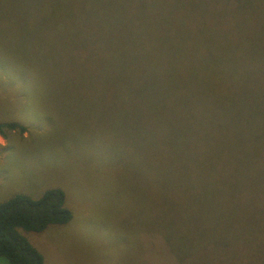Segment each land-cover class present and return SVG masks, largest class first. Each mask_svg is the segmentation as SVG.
Instances as JSON below:
<instances>
[{
  "label": "rangeland",
  "instance_id": "374dc122",
  "mask_svg": "<svg viewBox=\"0 0 264 264\" xmlns=\"http://www.w3.org/2000/svg\"><path fill=\"white\" fill-rule=\"evenodd\" d=\"M112 1L0 6V123L25 128L0 129V201L63 190L68 222L21 231L43 264H175L179 242L184 264H264V0L171 2L158 29L215 81L210 100L194 87L187 105L166 85L173 60L159 77L128 71L131 81L107 87L119 65L107 68V43L85 42ZM46 13L56 21L69 14L64 29L80 31L43 43ZM206 26L215 41L192 43ZM193 100L201 103L196 121L187 113ZM163 103L179 113L163 116L181 148L159 154L155 109Z\"/></svg>",
  "mask_w": 264,
  "mask_h": 264
},
{
  "label": "trees",
  "instance_id": "16d2710c",
  "mask_svg": "<svg viewBox=\"0 0 264 264\" xmlns=\"http://www.w3.org/2000/svg\"><path fill=\"white\" fill-rule=\"evenodd\" d=\"M172 1L113 0L110 5L113 9L110 12L100 11L94 15L95 21L92 23V29L88 31L90 33L88 38L93 40L85 43H107V68L112 71L116 69V65L120 68V72L118 70L115 74H109L108 71L107 87L111 88L112 81L120 77L131 81V74L140 79H147L151 76L159 77L158 70L161 71L162 67L163 72L165 62L173 60L171 66L173 73L167 71L166 85L173 92H177V95L179 94L180 100L175 97L173 98L175 102L181 104L180 101L183 100L187 105V98L185 99L184 96L188 95L190 89L194 87H196L198 97H203L205 102L212 98L215 81L211 75L204 73L199 62L191 57L193 52H189L182 43H177L169 29H158L163 24L161 16L166 14ZM4 2L5 0H0V6ZM12 9L18 11L16 7ZM24 12L25 10H20L22 16L26 15ZM62 17L63 20L59 18L56 21L54 15L50 13L44 15L45 24H49V29L46 28L45 33L41 34L43 43H58L60 38L67 37L66 33L71 34L73 30L80 31L73 24L64 29V21L70 15L65 14ZM41 20L40 17L37 18V21L41 22ZM153 21H155L154 26L151 25ZM95 24L100 25L99 28L95 27ZM210 28L206 26L203 36L200 34L197 36L200 40L195 38L192 43H197V41L213 43L215 38L210 37L208 32ZM162 43H173V48H170L168 44L164 47ZM122 51H130L128 59L122 60ZM128 71H131V74H126ZM191 102L195 103H189L187 113L190 121H196L199 118L201 103L200 100ZM167 106L168 104L163 103L155 109V144L160 149L159 154H162L170 145L177 149L181 148V145L171 136L174 134L167 131V127L165 128L164 120L167 119L163 116L165 114L174 119L179 113L171 108L167 109L171 111L167 113L161 110ZM159 122L163 123L161 128L158 127ZM3 126L25 131V128L17 123H0V129ZM203 143L205 144L204 149L211 148L206 140H203ZM183 149L187 150L188 147H183ZM247 166V164L244 165V170L250 177L246 170ZM237 183L243 186V181H237ZM71 216V211L65 205V194L59 187L47 189L37 198L16 193L0 201V257H4L9 264H43V255L21 231L40 232L49 225L68 222ZM181 243L177 244L175 264L185 263V257L180 254Z\"/></svg>",
  "mask_w": 264,
  "mask_h": 264
}]
</instances>
